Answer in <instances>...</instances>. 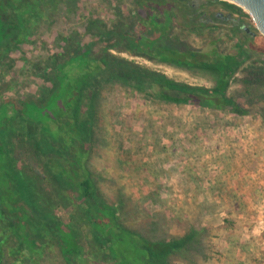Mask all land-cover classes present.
<instances>
[{
	"label": "trees",
	"instance_id": "trees-1",
	"mask_svg": "<svg viewBox=\"0 0 264 264\" xmlns=\"http://www.w3.org/2000/svg\"><path fill=\"white\" fill-rule=\"evenodd\" d=\"M80 1L0 0V68L28 63L26 54L54 20L68 13L81 19ZM130 1L129 16L115 9L109 26L91 18L84 34L56 33L53 49L38 60L34 93L16 98L0 91V264H42L50 255L63 264H173L174 258L204 257L199 243L203 229L151 240L120 223L119 208L106 203L86 170L97 113L106 91L123 85L179 107L249 115L228 89L255 33L234 19L215 18L242 35L234 52H220L212 45L204 51L190 50L173 31L206 28L208 17L198 14L203 5L243 13L219 0H203L198 11L193 0ZM84 36L93 40L86 42ZM111 51L216 77L212 87L190 85ZM249 68L251 83L258 85L261 72L253 65ZM23 158L25 168L18 165Z\"/></svg>",
	"mask_w": 264,
	"mask_h": 264
},
{
	"label": "rangeland",
	"instance_id": "rangeland-1",
	"mask_svg": "<svg viewBox=\"0 0 264 264\" xmlns=\"http://www.w3.org/2000/svg\"><path fill=\"white\" fill-rule=\"evenodd\" d=\"M200 4L203 5L202 0ZM230 5L244 15L237 10L228 11L220 5H203L198 14L205 12L206 17H213L216 13L225 17L231 15L232 19L255 33V37L245 47L247 56L242 67L231 79L228 89V95L247 108L250 114L240 117L227 112L203 113L215 115L225 121H235L237 125L247 124L249 129L253 127L255 137L250 154L254 155L256 161L252 157L245 163L246 172L242 176L247 179L251 176V170H256L263 177L259 178L261 183V179L264 180V37L255 30L251 18L244 10ZM79 6L81 19L70 13L65 14V17L54 20L48 29L40 33L38 40L26 54L30 60L28 63L17 61L14 65H2V94L17 98L36 91L39 83L34 74L39 72L38 60L45 58L53 49L56 33L64 35L75 31L80 35L84 34L86 23L91 18L99 19L109 26L114 19L115 9L123 17H127L133 4L130 0H82ZM173 34L179 36L182 46L190 50L204 51L212 45L220 52L232 53L235 45L242 41V35L233 34L229 24L218 22L194 32L175 28ZM83 39L86 42L93 40L88 36ZM111 53L190 85L212 87L216 77L211 72L169 63H154L129 57L120 51ZM250 65L261 72L258 85L251 83ZM9 84L12 88L6 90ZM102 99L86 170L91 174L106 203L116 204L119 208L120 223L151 240L182 236L193 227L203 229L199 243L204 257L193 255L186 260L174 258L173 264H264V182L263 186L258 182L254 193L250 190L241 191L244 195L241 198H236L229 191L224 206H210L212 213L223 209V214L205 226L200 221L198 206L176 198L168 186L167 171L164 166H159L160 163L165 165L169 160L172 161L168 150L175 149L177 142H180L178 135L185 119L179 112L202 110L195 106L179 107L163 102L148 94L133 92L123 85H116L106 91ZM203 117L202 115L197 120L201 119L202 123ZM189 127L193 125L190 124ZM219 129L225 132L224 127ZM187 131L192 133L195 130L187 128ZM214 132L218 131L214 129ZM18 160V165L25 168V158ZM36 170L33 166L32 172ZM62 213V218L67 220V213ZM42 262L63 264L60 257L54 255Z\"/></svg>",
	"mask_w": 264,
	"mask_h": 264
},
{
	"label": "crops",
	"instance_id": "crops-1",
	"mask_svg": "<svg viewBox=\"0 0 264 264\" xmlns=\"http://www.w3.org/2000/svg\"><path fill=\"white\" fill-rule=\"evenodd\" d=\"M203 111L190 109L179 112L185 119L178 135L180 142H177L175 149L168 150L172 161L165 165L160 163L159 166H164L167 171L168 186L176 198L190 205L195 203L196 206L208 208L198 209L201 211L200 221L206 226L223 214V209L212 213L211 205L224 206L229 191L236 198L244 197L241 191L254 193L260 183L259 178L263 177L256 170H251V176L247 179L242 176L246 172L245 163L254 158L250 154L255 137L253 127L249 129L247 124L241 126L229 119L225 121L215 115H204ZM202 115L204 120L201 123V119H197ZM190 124L193 127H189ZM219 127H224L225 132ZM187 128L195 131L191 133ZM263 182L261 179L260 186H263Z\"/></svg>",
	"mask_w": 264,
	"mask_h": 264
},
{
	"label": "water",
	"instance_id": "water-1",
	"mask_svg": "<svg viewBox=\"0 0 264 264\" xmlns=\"http://www.w3.org/2000/svg\"><path fill=\"white\" fill-rule=\"evenodd\" d=\"M244 10L251 18L255 30L264 37V0H220Z\"/></svg>",
	"mask_w": 264,
	"mask_h": 264
},
{
	"label": "flooded vegetation",
	"instance_id": "flooded-vegetation-1",
	"mask_svg": "<svg viewBox=\"0 0 264 264\" xmlns=\"http://www.w3.org/2000/svg\"><path fill=\"white\" fill-rule=\"evenodd\" d=\"M203 1V0H202ZM207 0H204L203 2H206ZM192 6H194L195 7V9L198 11L199 9H200V7H201V4H200V0H193L192 2ZM207 15L204 13V14H202L201 15V19L202 18H205ZM215 18H220V19H222L223 21H226V20H228V19H232L231 18V15H227V17H225V16H223L221 13H216V14H214V16L213 17H208V25L210 24H213L214 23V19Z\"/></svg>",
	"mask_w": 264,
	"mask_h": 264
}]
</instances>
